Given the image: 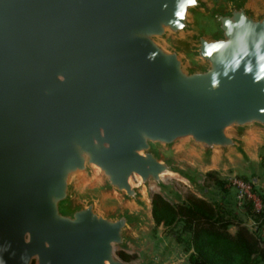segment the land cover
I'll list each match as a JSON object with an SVG mask.
<instances>
[{
	"label": "water",
	"instance_id": "95a60500",
	"mask_svg": "<svg viewBox=\"0 0 264 264\" xmlns=\"http://www.w3.org/2000/svg\"><path fill=\"white\" fill-rule=\"evenodd\" d=\"M258 147L264 0H0L3 264H192L154 196Z\"/></svg>",
	"mask_w": 264,
	"mask_h": 264
},
{
	"label": "trees",
	"instance_id": "16d2710c",
	"mask_svg": "<svg viewBox=\"0 0 264 264\" xmlns=\"http://www.w3.org/2000/svg\"><path fill=\"white\" fill-rule=\"evenodd\" d=\"M214 183L220 192L227 190L225 182L214 179ZM225 198L222 194L223 201ZM247 210L253 218L252 230L220 202L193 194L179 204H170L158 195L152 200L154 225H163L185 244L192 264H264V213L253 215L250 207ZM230 226L236 227L234 233L229 232Z\"/></svg>",
	"mask_w": 264,
	"mask_h": 264
},
{
	"label": "rangeland",
	"instance_id": "374dc122",
	"mask_svg": "<svg viewBox=\"0 0 264 264\" xmlns=\"http://www.w3.org/2000/svg\"><path fill=\"white\" fill-rule=\"evenodd\" d=\"M256 162H257V172L255 175L249 174L244 168L240 166H232L228 168H206L204 169L205 174V184L209 187H215L214 179H218L222 182H225L224 179L230 175H236L242 179L252 181L256 186L255 190L257 192H262L264 190V147H258L256 150ZM256 178V181L255 179ZM184 199L187 195L192 194L188 185L182 181L173 180L172 181ZM226 186V185H225ZM224 186V187H225ZM226 188V187H225ZM227 190L220 192L221 195L224 194L226 198L224 201L221 199L216 202H220L226 209L230 210L231 214H235L236 219L245 224L249 229H253L254 222L247 208H238L235 204V191L232 188L227 187ZM229 232L234 233L236 230L235 226L229 227ZM152 234L157 239H166L169 235H171L163 225H154L152 229ZM261 235L264 237V230L261 232ZM190 252H186V256H189Z\"/></svg>",
	"mask_w": 264,
	"mask_h": 264
},
{
	"label": "built area",
	"instance_id": "2783aa9c",
	"mask_svg": "<svg viewBox=\"0 0 264 264\" xmlns=\"http://www.w3.org/2000/svg\"><path fill=\"white\" fill-rule=\"evenodd\" d=\"M226 186L235 191V204L238 208L250 207L251 214L264 213V190L257 192L252 181L230 175L224 179Z\"/></svg>",
	"mask_w": 264,
	"mask_h": 264
},
{
	"label": "clouds",
	"instance_id": "9594fccd",
	"mask_svg": "<svg viewBox=\"0 0 264 264\" xmlns=\"http://www.w3.org/2000/svg\"><path fill=\"white\" fill-rule=\"evenodd\" d=\"M190 3H191V4H195V0H191ZM0 264H3V261H2V260H0Z\"/></svg>",
	"mask_w": 264,
	"mask_h": 264
},
{
	"label": "snow or ice",
	"instance_id": "6c2138e0",
	"mask_svg": "<svg viewBox=\"0 0 264 264\" xmlns=\"http://www.w3.org/2000/svg\"><path fill=\"white\" fill-rule=\"evenodd\" d=\"M188 2L190 3V2H191V0H188Z\"/></svg>",
	"mask_w": 264,
	"mask_h": 264
},
{
	"label": "flooded vegetation",
	"instance_id": "af4514ba",
	"mask_svg": "<svg viewBox=\"0 0 264 264\" xmlns=\"http://www.w3.org/2000/svg\"><path fill=\"white\" fill-rule=\"evenodd\" d=\"M132 257H129V259H131Z\"/></svg>",
	"mask_w": 264,
	"mask_h": 264
}]
</instances>
